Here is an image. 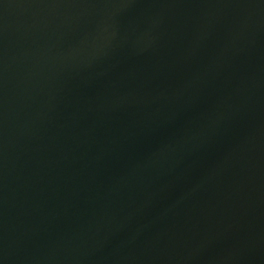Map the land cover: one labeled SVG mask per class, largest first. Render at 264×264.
<instances>
[{"label": "water", "instance_id": "water-1", "mask_svg": "<svg viewBox=\"0 0 264 264\" xmlns=\"http://www.w3.org/2000/svg\"><path fill=\"white\" fill-rule=\"evenodd\" d=\"M0 264H264V0H0Z\"/></svg>", "mask_w": 264, "mask_h": 264}]
</instances>
